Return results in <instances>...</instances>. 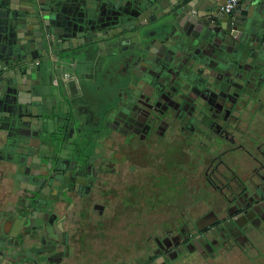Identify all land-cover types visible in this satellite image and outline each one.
Listing matches in <instances>:
<instances>
[{"label":"flooded vegetation","instance_id":"flooded-vegetation-1","mask_svg":"<svg viewBox=\"0 0 264 264\" xmlns=\"http://www.w3.org/2000/svg\"><path fill=\"white\" fill-rule=\"evenodd\" d=\"M233 12H224L231 35L238 34ZM222 43L215 36L208 48L178 50L180 76L145 60L154 53L137 54L130 74L137 79L105 114L104 130L94 140L99 151L73 159L39 157L28 180L34 187L27 186L39 196L36 205L20 200L16 212L25 216L33 208L34 242L27 248L19 237L1 235L0 261L90 260L103 251L75 241L115 229L142 233V245L151 246L141 257L110 264H172L194 253L207 264H219L222 256V264H264V53L253 48L219 57L223 46L234 49ZM46 57L54 77L61 71L59 55ZM46 57L30 65H42ZM82 81L62 85L69 98L82 95ZM123 217L135 219L122 226ZM145 217L157 220L150 224Z\"/></svg>","mask_w":264,"mask_h":264},{"label":"water","instance_id":"water-1","mask_svg":"<svg viewBox=\"0 0 264 264\" xmlns=\"http://www.w3.org/2000/svg\"><path fill=\"white\" fill-rule=\"evenodd\" d=\"M221 7L219 0H0V144L4 147L9 144L11 133L5 135L10 128L8 121L14 126L17 122L23 126L28 123L23 117L25 107L19 102L17 78L30 74L33 67L30 62L34 58L46 57L53 50L59 55L60 62H67L59 47L70 51L137 29L144 32L156 25L155 33L160 36L162 45L150 49L135 46V50L137 54L143 52L147 56L154 53L152 58L146 57L145 60L162 66L168 74L180 76V65L174 56L176 52H186L197 44L208 48L215 36L222 38V44L234 47L228 50L223 46L218 51L219 57H224L225 52L236 55L253 49L248 44L255 41L254 36L242 37L238 25V34L226 33L228 14ZM152 14L155 17L150 19ZM33 51H39V55H34ZM36 67L40 72L42 65ZM146 67L150 72L145 74L152 76L151 66ZM24 137L25 143L19 144V157L15 160L35 167L39 157L33 154L39 145L35 144L30 133Z\"/></svg>","mask_w":264,"mask_h":264},{"label":"crops","instance_id":"crops-1","mask_svg":"<svg viewBox=\"0 0 264 264\" xmlns=\"http://www.w3.org/2000/svg\"><path fill=\"white\" fill-rule=\"evenodd\" d=\"M219 1L222 4L224 2ZM241 1L232 19H235L242 37L254 36L255 41L251 40L248 45L264 53V0ZM154 17L155 14H152L149 18ZM155 26L151 25L144 32L143 29H137L70 51L59 47L67 61L68 67L65 70L75 71L78 77L84 78L82 95L76 98H69L62 85L53 83V61L49 57L42 60L40 72L34 66L30 74L19 75V102L25 107L23 117L28 123L23 126L17 122L14 126L8 121L10 128L5 131V135L11 133L9 144L6 147L0 144V236L6 234L16 239L19 237L20 243L23 242L27 248L34 242L29 232L32 229L30 218L33 208L29 207L30 210L24 212L25 216L16 214L20 200L28 206L26 202L31 199L34 206L39 197L35 191L27 189V186L34 187L28 183L37 171L34 164H21L15 160L19 157V144L25 143L23 136L31 134L35 144L39 145L33 155L45 159L53 155L55 160L60 156L73 159L85 152H98L94 140L104 130L105 114L116 108L122 91L137 79L130 77L131 69L137 61L135 46L144 49L153 46L155 41H161L155 33ZM38 53L33 51L34 55ZM41 126L43 128L40 133ZM81 260L71 264H90L87 260ZM0 264L4 262L0 261Z\"/></svg>","mask_w":264,"mask_h":264},{"label":"rangeland","instance_id":"rangeland-1","mask_svg":"<svg viewBox=\"0 0 264 264\" xmlns=\"http://www.w3.org/2000/svg\"><path fill=\"white\" fill-rule=\"evenodd\" d=\"M156 213L158 212L156 211ZM125 218L127 219V221L125 220ZM125 218L123 217L122 220L118 219L120 220L118 224L120 225L122 224V226H125L130 221L135 219V218H128V217H125ZM154 220H157V218H154ZM154 220L152 217H145V222H150V224H151V221H154ZM117 221H116V225H117ZM87 227L88 226H86V229ZM157 232H160V230H157L155 234H157ZM155 234L153 235L154 237L156 236ZM104 235H106V237H104ZM147 235L150 236L148 237V239L146 238L147 240H150L149 242L154 241L153 236H151V234L148 233ZM143 236L144 235L139 232L136 235V234L127 233L124 231L122 233V231L118 232V230L112 229L111 231H107L106 234L104 233L93 234L92 232L86 235L85 239H82L81 241L80 239L78 241H75V244L81 245L82 242H85L86 244L91 242V245H93V248L91 250L93 252L97 253L98 251L100 252L103 251L101 252L102 254L99 253L100 258H99V255H94L92 256L90 260H87L89 257L88 255H86L83 261L87 260L90 264H93L91 263L92 261L99 260V264H100V262H102L100 261V259L103 258V260H106L108 262L107 264H110L111 262H115V259H117L118 262H121V261H129L131 258L143 256L146 246L147 247L151 246V245H142L144 243L143 238H142ZM131 241H133L134 245H123L125 242H131ZM135 243H138L141 245H135ZM113 245H123V247L122 249L115 247L114 249L110 250V248H112ZM152 246L155 247L156 245H152ZM125 249H127V251H125ZM130 256L132 257L130 258ZM223 258L225 257L222 256L217 259L219 261V264H222V262H224L222 260ZM172 264H207V263H204V261L202 262L199 256L195 255L194 253L191 256L186 257L184 260H178L176 262H173Z\"/></svg>","mask_w":264,"mask_h":264},{"label":"built area","instance_id":"built-area-1","mask_svg":"<svg viewBox=\"0 0 264 264\" xmlns=\"http://www.w3.org/2000/svg\"><path fill=\"white\" fill-rule=\"evenodd\" d=\"M241 0H224L222 4V10L225 13H232L239 5ZM68 65L65 62H59L58 68L61 69V72H57L53 77V83L55 85H63L68 88L69 83L73 82L77 84L78 75L74 72L65 70Z\"/></svg>","mask_w":264,"mask_h":264}]
</instances>
